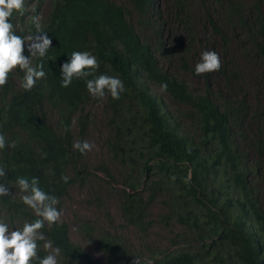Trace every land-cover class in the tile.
Here are the masks:
<instances>
[{"label": "trees", "instance_id": "trees-1", "mask_svg": "<svg viewBox=\"0 0 264 264\" xmlns=\"http://www.w3.org/2000/svg\"><path fill=\"white\" fill-rule=\"evenodd\" d=\"M167 3L171 12H161L160 0H25V14H13L23 37L36 32L28 17L39 14L52 44L45 57L33 60L46 73L34 88L20 87L19 69L0 87V134L15 143L0 150L11 186L10 195L0 197V218L13 228L37 218L20 200L18 176L39 177L40 187L59 199L58 210L71 187L94 179L92 192L115 200L119 215L136 229L130 239L115 231L110 217L103 229L102 222L78 216L73 227L83 247L70 239L71 221L45 224V239L61 248L59 264H264V104L250 102L245 91L240 98L233 94L241 72L261 86L249 76L251 64L264 77V0ZM198 9L209 24L208 37L198 27ZM171 21L188 40L177 55H166L162 36L172 31ZM218 43L230 58L204 76L200 94L189 90L181 74L200 79L194 64ZM73 51L91 52L99 61L96 74L119 76L126 89L118 100L103 98L107 129L99 140L106 159L99 165L73 148L85 141L92 122L87 105L99 100L84 80L61 87L60 66ZM158 202L165 207L150 220L146 211ZM96 207L105 208L99 202ZM152 223L171 236L166 244L147 239ZM38 244V255H47L44 241Z\"/></svg>", "mask_w": 264, "mask_h": 264}, {"label": "clouds", "instance_id": "clouds-1", "mask_svg": "<svg viewBox=\"0 0 264 264\" xmlns=\"http://www.w3.org/2000/svg\"><path fill=\"white\" fill-rule=\"evenodd\" d=\"M26 11L25 0H0V87L6 85L9 75L17 69L24 73L20 87L25 91H30L36 86L37 81L44 79L46 76L44 65L42 63H33L34 59L45 57L52 44L51 38L41 29V16L37 14L28 17L31 23L35 25L36 32L27 37L17 35L16 26L11 22L14 12L23 16ZM32 11L34 12L35 8ZM176 23L173 21V26L170 30L174 31ZM178 31L174 32V34H184L180 26H178ZM26 49L28 55L24 54ZM165 52L166 55L181 53V51L173 53L167 49V46L165 47ZM163 55L166 58L165 53ZM222 66V60L217 52L212 50L202 51L194 64L195 74L202 77L196 79L189 73H183L196 83L195 85L193 82L190 83L186 80L188 89H193L195 93L200 94L198 89L200 90L204 87V76L218 72ZM227 66L230 70L232 69L229 64ZM98 68L99 61L91 52L73 51L70 59L60 66L61 87H69L74 80H84L86 90L92 98L103 99L105 96H110L113 100L120 99L121 94L126 91L123 80L119 76L114 75H97ZM183 74L181 75L183 76ZM244 78L245 75L241 72V76L234 83L236 89L233 90V94L240 98L245 91L250 102H262L260 104H264V100L249 94L247 89L240 86V82ZM213 87H215L214 84ZM160 91H167L166 83H161ZM214 102H217V100ZM6 146L9 148L15 147V143L9 144L6 137L0 134V150L5 149ZM73 148L84 154L92 151L94 145L87 140L76 141L73 143ZM6 177L5 168L0 166V197L10 195L9 189L11 186L6 182ZM102 177L104 176L102 175ZM61 180L67 183L69 177L66 175L62 176ZM114 180L120 181L118 176H114ZM92 181L97 182L91 179V182L80 183L77 186L87 185L88 190H93L97 186L91 185ZM15 186L21 193L20 200L23 205L31 209L37 218L32 222L25 221L22 227L15 228L10 226L6 217L0 218V264H59L58 257L61 255V248L53 247L52 241L46 240L41 231L45 224L50 228L61 220L62 211L57 208L60 203L59 199L40 187L39 177L29 179L26 176H18L15 180ZM263 194L264 190L260 193L261 199ZM92 195L94 199L96 196L107 197L103 192L99 194L92 192ZM155 206L161 211L159 214L162 213L165 207L161 202L153 203L148 207L147 215L149 209ZM120 218L124 225L118 233H123L128 237L132 236V232H135L136 229L131 230L124 218L122 216ZM38 241H44L43 248L48 253L43 257L38 255L40 250ZM134 264H140V261L137 259Z\"/></svg>", "mask_w": 264, "mask_h": 264}, {"label": "rangeland", "instance_id": "rangeland-1", "mask_svg": "<svg viewBox=\"0 0 264 264\" xmlns=\"http://www.w3.org/2000/svg\"><path fill=\"white\" fill-rule=\"evenodd\" d=\"M168 0H160V6H161V12H165L168 9ZM171 12V10H169ZM198 14H196L198 27H203L204 30L207 32L206 37H208V29L209 24L205 23V17L203 12L198 9L196 11ZM200 13V14H199ZM173 15V14H172ZM199 15H202L204 21H202L199 17ZM169 18V17H168ZM171 27L173 26V21L170 23ZM164 35V38L167 40L166 46L168 50H171L173 53H179V51L182 50V48L187 45V37L180 34H174V31L170 32L165 31L162 33V36ZM211 39L208 38V43H211ZM236 46V43H235ZM234 48V43L230 42V51ZM215 52H217L220 55V58L222 59H229L230 56H227L223 53V49L220 43L215 45ZM224 57H223V55ZM233 53V51H231ZM238 52V51H236ZM233 55L236 56V58H241V55L237 53H233ZM242 59V58H241ZM238 64H242L238 63ZM249 76L253 80L261 81V86L259 84H256L249 80L247 76L240 82V86L244 87L248 90L249 94H252L256 96L257 98H260L261 100H264V77L263 79L260 77L259 74H257L254 69V64H251L249 66ZM183 77L190 82L196 83L191 80L188 76L183 74ZM103 99H99L98 103H90L87 105V113L91 115L92 122L88 125L87 132L85 135V140L92 143L94 145V148L90 152L84 153V158H88L89 164H96L99 165L102 163L104 155V150L101 148L100 144V135L106 131L107 126L105 124V119L107 117L106 112L103 110ZM75 128V126H74ZM77 138V137H76ZM76 140V139H75ZM108 159V157H107ZM264 170V169H263ZM99 177H102L101 173H96ZM264 181V179H263ZM262 181V182H263ZM118 187H121L118 185ZM87 185L85 186H73L70 188L68 196L64 199L63 205H62V216L61 218H66L67 222H72L70 226L69 236L70 239L83 247H86L85 241L82 239L80 234L74 229L73 224L76 222V217H82L87 216V219L91 220L92 222H95V220L102 222V228L107 229L109 228V223H107L108 217L111 218V222L116 226L115 231H120L123 227L122 220L119 216V212L117 210V202L113 199L101 196L98 201L95 200V203L88 204L87 200L93 199L92 190L87 189ZM262 202L264 204V194L262 196ZM101 203L105 206V208L98 209L96 207L97 203ZM161 211L157 208V206L149 209L148 211V218L153 220ZM155 220V219H154ZM157 224L153 223L149 229L147 239L155 246H162L163 244L167 243V237L164 231L159 228ZM174 229H177V226H174ZM173 236V235H172ZM174 237V236H173ZM132 239L133 237L130 235L129 237ZM89 252H91L93 255H96L95 252H93L92 249H89ZM97 257L101 260L104 258L97 253Z\"/></svg>", "mask_w": 264, "mask_h": 264}]
</instances>
